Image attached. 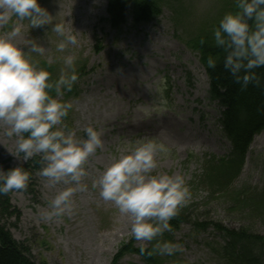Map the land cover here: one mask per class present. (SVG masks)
Returning <instances> with one entry per match:
<instances>
[{"label":"rangeland","instance_id":"rangeland-1","mask_svg":"<svg viewBox=\"0 0 264 264\" xmlns=\"http://www.w3.org/2000/svg\"><path fill=\"white\" fill-rule=\"evenodd\" d=\"M155 1L160 9L156 20L133 27L128 16L126 26L115 32L105 24L106 0H38L53 16V24L64 22L77 36V45L63 51L57 47L62 37L52 31V25L32 28L27 20L19 21L21 31L14 43L20 47L28 39L41 43L45 53L32 54V59L51 74L52 81L65 67L64 58L76 57L77 93L57 97L73 104L64 120L68 129L82 138L88 126L104 132L103 147L87 164L89 175L83 182L88 191L73 197L75 214L47 221L43 214L51 200L70 185L52 186L41 177L39 156L26 163L22 157L21 161L13 157L15 138L4 135L5 126L0 125V167L7 171L22 165L31 174L26 190L6 196L10 210L3 211L6 204L0 202V226L26 248L23 255L31 264H225L216 255L215 243L220 242L212 225L238 232L245 229L264 238L263 220L248 212L230 213L223 201L209 198V191L190 188L191 198L183 208L189 207L192 218L202 226L197 230L189 223L167 231L160 239L179 243L183 250L161 255L153 251L155 241L147 244L132 238L131 219L91 187L114 154H127L130 141L150 138L163 143L170 155L157 158L154 174H182L189 187L201 175L206 157L229 153L216 125L219 109L208 99L207 79L195 45L198 39L211 40L236 0ZM14 22L15 17L0 28V34L10 31ZM96 37L102 41L99 53ZM233 190L264 194V131L253 138ZM149 248V257L132 253Z\"/></svg>","mask_w":264,"mask_h":264},{"label":"clouds","instance_id":"clouds-1","mask_svg":"<svg viewBox=\"0 0 264 264\" xmlns=\"http://www.w3.org/2000/svg\"><path fill=\"white\" fill-rule=\"evenodd\" d=\"M236 8L219 21L213 31L214 41L225 53L223 67L234 82L242 90L250 84L260 87L261 78L255 69L264 68V0H236ZM13 17L16 22L12 29L0 34V125L5 126L4 135L15 138L13 157L18 161L22 157L26 163L39 156L41 177L52 186L70 185L58 192L43 214L45 220L52 221L75 214L73 197L88 191L83 182L89 175L87 164L103 147L104 132L88 126L82 138L64 123L73 104L57 97L70 92L78 80L75 56L64 58L65 67L52 81L51 74L32 59V54L43 55L45 47L35 39L26 40L24 47L14 43L21 31L19 21L27 20L32 28L52 25V31L62 37L57 45L60 51L77 45L73 29L66 28L64 22L53 24V16L38 0H0V28ZM208 67L214 69L216 60L209 57ZM169 155L170 150L155 139L130 141L127 154H114L91 185L99 189L104 201L131 219L132 238L147 244L155 241L153 251L161 255L183 250L181 244L160 238L172 231L170 221L191 198L182 174H154L157 158ZM30 179V172L22 165L7 171L0 167V195L26 190Z\"/></svg>","mask_w":264,"mask_h":264},{"label":"trees","instance_id":"trees-1","mask_svg":"<svg viewBox=\"0 0 264 264\" xmlns=\"http://www.w3.org/2000/svg\"><path fill=\"white\" fill-rule=\"evenodd\" d=\"M158 7L155 0H108L106 22L112 29L118 30L125 24L126 16L130 13L135 24L146 23L159 15ZM235 11H237L236 4L232 12ZM210 39V41L202 39L203 44L201 40L198 41L197 49L200 53V62L207 74L210 98L216 100L223 109L219 125L223 136L231 146L227 160L213 161L210 159L205 162L206 166L203 167L198 180L199 184L213 188L210 192L215 193V191L220 192L226 185V181L230 180V173L235 168L241 167L254 136L264 130V68L255 69L261 78V86L256 87L250 84L247 89L242 90L241 86L234 82L231 74L224 69L225 53L216 46L213 34ZM209 57L216 60L214 69L208 67ZM54 93L53 90L51 94L54 95ZM35 164L37 163L34 162ZM214 187L219 191L214 190ZM7 195H0V202L6 204L3 210L5 212L10 210L7 207ZM221 196L228 198L234 208L248 210L252 215L264 219V195L248 196L244 202L237 192H226ZM184 219H186L184 213H179L170 221L172 228H177L178 223ZM229 235L230 243L224 247V254L226 253L231 263L264 264V238L232 232ZM125 248H121L114 262L123 254ZM25 249L12 239L3 226H0V264H31L23 255Z\"/></svg>","mask_w":264,"mask_h":264}]
</instances>
